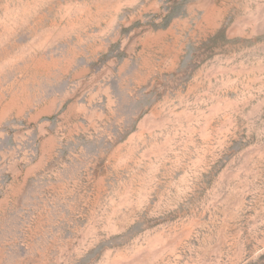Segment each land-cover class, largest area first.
Here are the masks:
<instances>
[{
    "label": "rangeland",
    "instance_id": "1",
    "mask_svg": "<svg viewBox=\"0 0 264 264\" xmlns=\"http://www.w3.org/2000/svg\"><path fill=\"white\" fill-rule=\"evenodd\" d=\"M0 264H264V0H0Z\"/></svg>",
    "mask_w": 264,
    "mask_h": 264
}]
</instances>
